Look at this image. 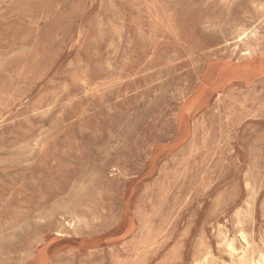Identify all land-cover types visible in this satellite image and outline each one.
<instances>
[{
    "label": "rangeland",
    "instance_id": "obj_1",
    "mask_svg": "<svg viewBox=\"0 0 264 264\" xmlns=\"http://www.w3.org/2000/svg\"><path fill=\"white\" fill-rule=\"evenodd\" d=\"M261 256L264 0H0V264Z\"/></svg>",
    "mask_w": 264,
    "mask_h": 264
},
{
    "label": "bare ground",
    "instance_id": "obj_2",
    "mask_svg": "<svg viewBox=\"0 0 264 264\" xmlns=\"http://www.w3.org/2000/svg\"><path fill=\"white\" fill-rule=\"evenodd\" d=\"M120 29V28H119ZM120 32V31H119ZM117 48V47H116ZM72 63V62H71ZM73 64V63H72ZM70 67V66H69ZM77 81V80H76ZM84 83V82H83ZM93 88V87H92ZM87 89V88H86ZM87 92V91H86ZM224 101V100H223ZM217 102V101H216ZM237 104V103H236ZM83 109V108H82ZM232 109V108H231ZM252 110V108H251ZM254 110V109H253ZM245 111V110H244ZM242 240L247 244L246 237L241 234ZM227 248H229L232 252L234 251L233 245L231 242L227 243ZM241 264H264V256H261L258 260H246L242 259Z\"/></svg>",
    "mask_w": 264,
    "mask_h": 264
}]
</instances>
